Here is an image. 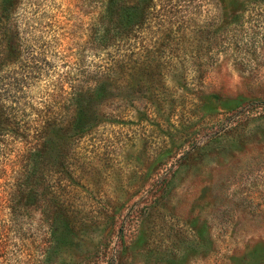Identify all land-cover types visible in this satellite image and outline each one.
Here are the masks:
<instances>
[{
	"label": "rangeland",
	"instance_id": "1",
	"mask_svg": "<svg viewBox=\"0 0 264 264\" xmlns=\"http://www.w3.org/2000/svg\"><path fill=\"white\" fill-rule=\"evenodd\" d=\"M153 2L114 51L126 64L79 81L108 83L87 133L45 77L17 93L29 127L0 144V264H264V0ZM63 5L73 69L91 74L80 47L93 7ZM52 126L69 170H53L54 143L51 170H21Z\"/></svg>",
	"mask_w": 264,
	"mask_h": 264
},
{
	"label": "trees",
	"instance_id": "2",
	"mask_svg": "<svg viewBox=\"0 0 264 264\" xmlns=\"http://www.w3.org/2000/svg\"><path fill=\"white\" fill-rule=\"evenodd\" d=\"M153 1L82 0V6L85 8L93 7L87 12L86 9L83 11L90 16L84 28L86 32L81 36L80 47L87 52L88 57H92V60L88 61L92 66L89 63L86 65L93 70L89 74L85 65L77 70L73 69L71 51L64 44L69 31L64 30L66 26L63 18L68 11L63 5V0H0V101H4L3 94L10 99L7 109L3 104L2 108L0 107V144L6 139L7 133L16 135L18 131L28 130L29 125L25 121L28 116L26 107H21L17 93L24 94V89L30 88L27 86L34 85L29 83H40L42 77L46 78L47 84L52 88L49 95L52 102L61 94H66L69 106L75 108L69 128L78 136L87 133L97 123L98 105L108 97V83L98 79L93 86L82 89L79 81H88L91 77L89 75L110 78L108 75L112 74L115 66L123 67L126 64V54L116 56L114 51L138 37L148 9L157 6ZM256 1L242 0V3H251L243 7L244 10L254 7ZM240 12H243L242 9L233 13L235 19L239 17ZM21 52L25 55L24 59H21ZM13 64L18 71L13 70ZM76 71L77 73H74ZM8 79L10 81L4 82ZM257 103L264 105V102ZM53 121L55 120L45 124ZM36 131L39 132L38 136L44 133L37 129ZM61 131L62 129L52 126L48 129L51 137H35L34 141L39 144L29 151L21 170H51L52 165L48 161L51 149L46 148L52 143L58 146V162L52 167L53 170H69L65 161L68 156L67 149L61 147L65 138L61 136ZM59 137L61 138L58 139ZM34 175L32 173L19 179L18 185L27 189ZM37 193L29 188L27 198L32 199Z\"/></svg>",
	"mask_w": 264,
	"mask_h": 264
}]
</instances>
